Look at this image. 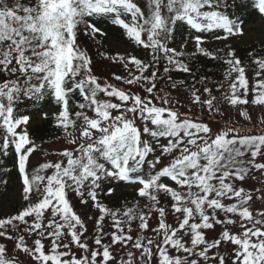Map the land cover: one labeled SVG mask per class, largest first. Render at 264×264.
Wrapping results in <instances>:
<instances>
[{
	"label": "snow or ice",
	"instance_id": "obj_1",
	"mask_svg": "<svg viewBox=\"0 0 264 264\" xmlns=\"http://www.w3.org/2000/svg\"><path fill=\"white\" fill-rule=\"evenodd\" d=\"M5 158L0 264H264V0H0Z\"/></svg>",
	"mask_w": 264,
	"mask_h": 264
},
{
	"label": "trees",
	"instance_id": "obj_2",
	"mask_svg": "<svg viewBox=\"0 0 264 264\" xmlns=\"http://www.w3.org/2000/svg\"><path fill=\"white\" fill-rule=\"evenodd\" d=\"M122 43L124 44V48L116 47L111 42H109L108 40L105 41L106 47H111L113 50V53L116 50L124 51L126 48H128V45L126 43H124V42H122ZM216 46H222V45H220L219 42H215V41L212 42L210 45V47H216ZM103 50L104 49H101V51H103ZM137 54H139V53H137ZM241 54H243V51ZM95 59L97 61H101L102 57H100L99 55H96ZM103 63L105 66L102 67L100 70L106 76V75H108L109 71H111L112 69L107 67V61H104ZM201 67H202V70L210 69L211 70L210 71L211 78L218 79V78H220L221 68L223 66L215 64L212 61L205 60V61H203V64L201 65ZM115 70L117 72H119L118 69H115ZM174 76L176 78H186L187 74L177 73V74H174ZM45 110H47V109H45ZM32 112L34 113V115L39 113V111L37 109H32ZM30 130L36 135V137H38V138L42 137V138H44V140L48 141L49 143L54 142V136L56 135V132L53 129V127L51 126L49 120L43 119L41 123L31 124ZM37 142L38 143L40 142L39 139L37 140ZM11 167H12L11 160L8 158H5V164L4 165H0V169H6V168H11ZM0 175H2L4 177V179H10L11 180L12 190H14L15 186H18V182H17L16 176H15V169L12 170V173H7V174L5 173V171H0ZM3 188H4V186L0 185V191H3ZM122 190L124 192L119 193V194L116 193V194H114V196L116 198H121V197H125V196L131 197L134 194L133 192L129 193V192L125 191L126 188H122L121 191ZM14 203H15V201L12 202L8 208H0V211H3V212L11 211Z\"/></svg>",
	"mask_w": 264,
	"mask_h": 264
},
{
	"label": "rangeland",
	"instance_id": "obj_3",
	"mask_svg": "<svg viewBox=\"0 0 264 264\" xmlns=\"http://www.w3.org/2000/svg\"><path fill=\"white\" fill-rule=\"evenodd\" d=\"M109 42H111L114 46H116V47H119V48H124V44L122 43V42H117L116 41V38H115V36H110V38L109 39H107ZM214 42V41H213ZM41 121V118H40V116H36V117H34V119H33V122H32V124H36V123H38V122H40ZM17 186H15V188H16ZM14 188V189H15ZM125 191H127V192H131L132 193V190L131 189H129V188H126V190ZM122 192H124L123 190L121 191H119L117 194H119V193H122ZM12 202H14V201H10V202H8L7 204H5L3 207H0V208H8L10 205H11V203Z\"/></svg>",
	"mask_w": 264,
	"mask_h": 264
}]
</instances>
